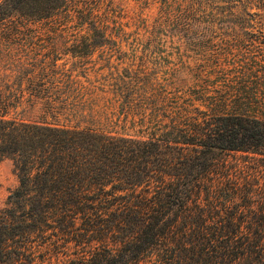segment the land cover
I'll use <instances>...</instances> for the list:
<instances>
[{"label": "trees", "instance_id": "obj_1", "mask_svg": "<svg viewBox=\"0 0 264 264\" xmlns=\"http://www.w3.org/2000/svg\"><path fill=\"white\" fill-rule=\"evenodd\" d=\"M115 16L0 0V160L17 176L0 264H264V41L224 39L264 34V0H160L157 26L220 40L182 41L197 55L182 69L139 57L90 80L85 55L126 52ZM90 93L111 94V127L72 121Z\"/></svg>", "mask_w": 264, "mask_h": 264}, {"label": "rangeland", "instance_id": "obj_2", "mask_svg": "<svg viewBox=\"0 0 264 264\" xmlns=\"http://www.w3.org/2000/svg\"><path fill=\"white\" fill-rule=\"evenodd\" d=\"M107 4L114 7L116 13L115 18L120 19L125 23L124 29L128 32L126 35L127 43L123 42L122 48L126 50L124 53H120L115 49L108 47L98 48L85 55L84 64L93 70L89 74V79L99 78L100 74L95 72L98 68H102L101 72L106 73L109 69H113L114 65H118L121 68L122 64H126L130 59L132 61L145 60L147 68L151 71H156L158 74L166 70L167 67L182 69L185 64H193L196 62L197 56L194 48L196 46L193 43L201 39H212L214 41L220 40V37L216 36H195V37H180L178 35H172L168 28L156 25V19L159 15L160 0H107ZM112 24V23H111ZM115 30V29H114ZM137 37L142 43L135 48V54L137 56L133 58L130 42L133 38ZM224 39L234 42H258L264 41V34L260 32L248 33V34H232L224 36ZM191 40V45L185 46V42ZM149 42V44H148ZM182 43V44H181ZM248 44V43H246ZM247 46V45H246ZM257 47L264 48V44H257ZM66 67L76 68L83 64L78 60V57L71 56L69 53L63 55ZM171 66V67H170ZM79 67H77L78 69ZM159 70V71H158ZM181 70L177 73L183 76ZM83 78V77H81ZM99 81V80H98ZM97 81V82H98ZM87 83V82H86ZM89 96V101L86 103L85 108L81 113V117H75L73 122H81L84 124L88 121L99 122V125L111 127L112 122L108 121V118L116 119L117 114L111 105V94H105L103 97L101 93ZM117 112V111H116ZM119 129V126L116 125ZM17 184V176L14 172L13 162L11 158L5 157L0 160V208L5 205L7 195L9 191Z\"/></svg>", "mask_w": 264, "mask_h": 264}]
</instances>
